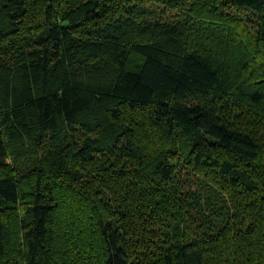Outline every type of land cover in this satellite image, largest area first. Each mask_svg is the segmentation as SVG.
Segmentation results:
<instances>
[{
	"label": "trees",
	"instance_id": "trees-1",
	"mask_svg": "<svg viewBox=\"0 0 264 264\" xmlns=\"http://www.w3.org/2000/svg\"><path fill=\"white\" fill-rule=\"evenodd\" d=\"M0 264H264V0H0Z\"/></svg>",
	"mask_w": 264,
	"mask_h": 264
},
{
	"label": "rangeland",
	"instance_id": "rangeland-1",
	"mask_svg": "<svg viewBox=\"0 0 264 264\" xmlns=\"http://www.w3.org/2000/svg\"><path fill=\"white\" fill-rule=\"evenodd\" d=\"M231 10L234 11L235 13L244 14V12L242 11L237 12L235 7L231 8ZM8 163L11 164V158H8ZM179 167H182V165L179 164ZM180 173H181L180 175H181L182 180H185L186 183L189 184V188L194 190L196 188V183L194 182L195 176L192 175V173L187 168H181ZM188 173H191V174H188Z\"/></svg>",
	"mask_w": 264,
	"mask_h": 264
}]
</instances>
